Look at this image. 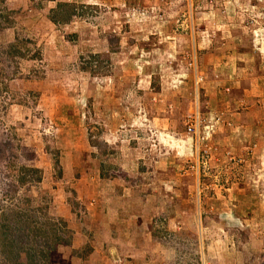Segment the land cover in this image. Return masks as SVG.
<instances>
[{
	"label": "rangeland",
	"instance_id": "374dc122",
	"mask_svg": "<svg viewBox=\"0 0 264 264\" xmlns=\"http://www.w3.org/2000/svg\"><path fill=\"white\" fill-rule=\"evenodd\" d=\"M3 205L49 264H264V0H0Z\"/></svg>",
	"mask_w": 264,
	"mask_h": 264
},
{
	"label": "trees",
	"instance_id": "16d2710c",
	"mask_svg": "<svg viewBox=\"0 0 264 264\" xmlns=\"http://www.w3.org/2000/svg\"><path fill=\"white\" fill-rule=\"evenodd\" d=\"M31 170L38 171L36 168ZM69 239L68 224L63 218L51 216L38 207L2 206L1 264H49L52 252Z\"/></svg>",
	"mask_w": 264,
	"mask_h": 264
},
{
	"label": "crops",
	"instance_id": "0c3cea01",
	"mask_svg": "<svg viewBox=\"0 0 264 264\" xmlns=\"http://www.w3.org/2000/svg\"><path fill=\"white\" fill-rule=\"evenodd\" d=\"M245 90H247V89H245ZM260 91V90H259ZM258 91V92H259ZM247 93V95H250L249 94V91L248 92H246ZM247 100H248V98H246ZM247 109V106L245 107V110ZM247 111H244V113H246ZM247 124V122H244L243 123V125H246ZM115 251V250H114ZM117 253V252H116ZM115 252H114V263L113 264H134V263H128V262H125L123 259H122V256H121V253H117L116 254ZM53 259H54V252L51 254V262L53 261Z\"/></svg>",
	"mask_w": 264,
	"mask_h": 264
},
{
	"label": "built area",
	"instance_id": "2783aa9c",
	"mask_svg": "<svg viewBox=\"0 0 264 264\" xmlns=\"http://www.w3.org/2000/svg\"><path fill=\"white\" fill-rule=\"evenodd\" d=\"M192 129H193V126L189 125V131H192Z\"/></svg>",
	"mask_w": 264,
	"mask_h": 264
}]
</instances>
